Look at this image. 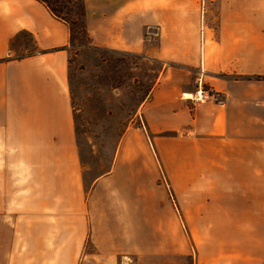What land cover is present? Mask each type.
Listing matches in <instances>:
<instances>
[{
  "label": "crops",
  "instance_id": "crops-1",
  "mask_svg": "<svg viewBox=\"0 0 264 264\" xmlns=\"http://www.w3.org/2000/svg\"><path fill=\"white\" fill-rule=\"evenodd\" d=\"M82 1L91 45L169 64L142 128L86 191L70 29L38 0H0V264L73 262L87 240L65 230L76 227L107 257L182 253L185 225L195 264H264V232L251 231L264 229V0H212L206 16L203 0ZM196 73L221 102L182 97L196 93ZM136 227L157 229L162 244L146 247Z\"/></svg>",
  "mask_w": 264,
  "mask_h": 264
},
{
  "label": "rangeland",
  "instance_id": "rangeland-1",
  "mask_svg": "<svg viewBox=\"0 0 264 264\" xmlns=\"http://www.w3.org/2000/svg\"><path fill=\"white\" fill-rule=\"evenodd\" d=\"M211 1L203 0L197 7L199 13L206 16L213 11ZM82 6V0L67 4L68 8L78 13L79 20L74 27V40L70 48L69 87L82 179L84 188L88 191L99 177L110 172L116 151L126 132L138 126L142 128L140 108L163 68L169 63L94 47L88 34L83 32L85 20L81 15ZM65 13L63 11L62 15L65 16ZM21 40L23 43L28 38L22 35ZM171 66L173 67V64ZM195 78L197 80L201 77L196 73ZM140 130H137L136 137L143 142L145 131ZM152 154H157V151H152ZM158 172L159 180L167 190L168 201L177 209L176 199L167 178L160 170ZM83 222L81 220L80 224ZM182 229L187 236L186 252H171L169 255L162 252L140 255L109 254L108 257L94 249L89 238H86L88 234L86 228L65 229L69 233L73 230L75 238L87 240L76 246V258L73 262L63 261L62 264H195L196 248L192 236L194 229L186 225ZM62 230L60 228V231ZM196 230L198 235H209L211 231L210 228ZM251 231L252 237H257L259 233L263 236L264 229ZM134 233L137 234V241L148 248L162 244V236L157 229L136 227Z\"/></svg>",
  "mask_w": 264,
  "mask_h": 264
},
{
  "label": "trees",
  "instance_id": "trees-1",
  "mask_svg": "<svg viewBox=\"0 0 264 264\" xmlns=\"http://www.w3.org/2000/svg\"><path fill=\"white\" fill-rule=\"evenodd\" d=\"M38 1L43 3L54 17L64 21L68 25L71 33L70 35H71V43H72L74 40V30H75L74 27L78 24L79 20H78V13L75 10L68 8L67 4H72L74 1L77 0H38ZM63 11L66 12L65 16L62 15ZM81 15L85 20L84 4L82 6ZM83 32L86 35L88 34L85 23L83 24Z\"/></svg>",
  "mask_w": 264,
  "mask_h": 264
},
{
  "label": "built area",
  "instance_id": "built-area-1",
  "mask_svg": "<svg viewBox=\"0 0 264 264\" xmlns=\"http://www.w3.org/2000/svg\"><path fill=\"white\" fill-rule=\"evenodd\" d=\"M196 83H197V91L189 99L195 102H204L209 100L221 102L220 97H218V95L211 88L209 87L206 88V85L202 82L201 78H198L196 80ZM182 97L186 98L185 93L182 94Z\"/></svg>",
  "mask_w": 264,
  "mask_h": 264
},
{
  "label": "bare ground",
  "instance_id": "bare-ground-1",
  "mask_svg": "<svg viewBox=\"0 0 264 264\" xmlns=\"http://www.w3.org/2000/svg\"><path fill=\"white\" fill-rule=\"evenodd\" d=\"M192 96H193L192 94L185 93V97H186L187 99H189V98L192 97Z\"/></svg>",
  "mask_w": 264,
  "mask_h": 264
}]
</instances>
